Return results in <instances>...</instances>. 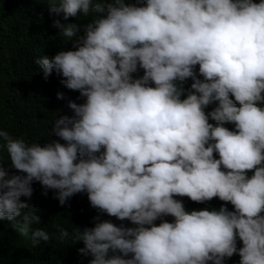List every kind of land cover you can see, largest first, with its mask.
<instances>
[{
    "label": "clouds",
    "instance_id": "9594fccd",
    "mask_svg": "<svg viewBox=\"0 0 264 264\" xmlns=\"http://www.w3.org/2000/svg\"><path fill=\"white\" fill-rule=\"evenodd\" d=\"M1 10L21 36L5 53L35 82L22 97L57 116L45 140L0 83V226L45 247L0 264H264V0ZM59 212L69 228L33 229Z\"/></svg>",
    "mask_w": 264,
    "mask_h": 264
},
{
    "label": "trees",
    "instance_id": "16d2710c",
    "mask_svg": "<svg viewBox=\"0 0 264 264\" xmlns=\"http://www.w3.org/2000/svg\"><path fill=\"white\" fill-rule=\"evenodd\" d=\"M15 13L16 12L12 10L5 12L3 10L0 11V21L4 26V30H0V83L6 86L7 91L11 96L9 98L11 101H13L14 103L18 102L26 108H31L39 113L44 123V139L48 140L52 136V123L55 117L57 116L55 114V110L49 104L39 103L33 99H27L22 97L23 91L18 86L24 87L25 92L28 93L30 87L33 86L35 82L32 80V78H19L16 72V66L14 64H11L10 57L5 53L6 48L12 45L15 41L19 40L21 37L17 28L15 27V20L13 17V14ZM38 42L44 47L47 46L53 51L62 48V46H60V44L58 43V40L52 37V35L48 31H42L39 33ZM190 83L191 80L189 81V85ZM5 92V88H0V95L5 94ZM29 202L37 207V199L30 200ZM40 204L41 208H46L47 206V203L45 201H41ZM71 224L72 223L71 221H69L67 214H64V212H59L56 214L55 218L51 220V224L43 226L32 225V227L33 229L45 228L50 233H59V229L56 227V225H62L66 228H69ZM29 242H32L31 233H29L28 235H24L19 232L17 236L13 231L9 230L8 228L0 226V249H15V247L18 248L17 246L21 244H25L23 246L25 250L45 248L43 244H40L38 246H32L31 244H28ZM14 257L17 260L16 255H14ZM44 259H46L47 262H53L51 261V259L48 258V256ZM54 264H73V262L72 260L61 261L60 259H58L54 262Z\"/></svg>",
    "mask_w": 264,
    "mask_h": 264
}]
</instances>
